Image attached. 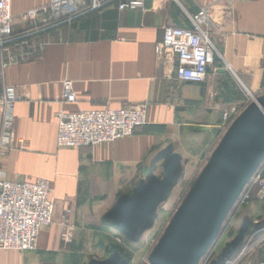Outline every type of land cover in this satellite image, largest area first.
Listing matches in <instances>:
<instances>
[{"label": "crops", "instance_id": "obj_1", "mask_svg": "<svg viewBox=\"0 0 264 264\" xmlns=\"http://www.w3.org/2000/svg\"><path fill=\"white\" fill-rule=\"evenodd\" d=\"M48 2L11 0L12 33L25 36L27 45L20 63L0 69V96L10 86L21 97L13 107L11 150L0 158V172L11 182L48 180L54 224L41 231L34 252L0 249V264H84L81 243L112 224L106 216L120 197L150 177L159 179L158 170L163 176L167 157L178 161L181 176L183 167L196 165L216 141L222 108L238 106L237 119L264 96V0L237 3L232 10L219 0L149 1L143 11L124 12L111 4L59 28L23 16ZM203 7L220 54L216 72L210 70L204 84L182 83L166 76L155 47L164 27L189 26L188 17ZM64 80L73 84V104L60 103ZM135 105L146 106L147 124L131 137L94 148L57 149L59 110ZM2 115L0 107V133ZM67 210L76 231L62 242L56 224ZM224 257L216 254L212 264H224ZM247 262L264 263V246Z\"/></svg>", "mask_w": 264, "mask_h": 264}, {"label": "built area", "instance_id": "obj_2", "mask_svg": "<svg viewBox=\"0 0 264 264\" xmlns=\"http://www.w3.org/2000/svg\"><path fill=\"white\" fill-rule=\"evenodd\" d=\"M171 2L175 0H49L43 6L26 11L23 16L35 22L44 18L45 27L70 25L78 18L100 11L115 4L119 12L144 10L146 2ZM251 0H219L227 10L237 3ZM11 0H0V69L17 65L21 61V47L26 46L25 36L12 33L13 18ZM189 26L163 29L162 41L155 47L157 64L167 77L182 83L204 84L214 67L219 52L210 38V15L206 7L200 8L194 16H189ZM248 96V95H247ZM21 100L14 87L5 86L0 96L2 108V128L0 133V158L11 150L13 135L14 105ZM76 94L69 80L61 83L60 103L73 104ZM239 113L238 106L221 109V125L225 132ZM57 149L94 148L129 138L134 131L147 124V108L135 105L119 109L66 111L56 114ZM253 192L257 201L264 202V164L252 178L243 193L242 202ZM48 180L36 178L11 182L0 172V249L17 253L34 252L38 248L41 231L54 224L55 201ZM70 210L56 224L62 242L72 240L76 228L69 221ZM250 239L233 258L224 264H249L253 251L264 243V232ZM264 264V263H262Z\"/></svg>", "mask_w": 264, "mask_h": 264}, {"label": "water", "instance_id": "obj_3", "mask_svg": "<svg viewBox=\"0 0 264 264\" xmlns=\"http://www.w3.org/2000/svg\"><path fill=\"white\" fill-rule=\"evenodd\" d=\"M264 163V96L235 119L213 150L197 182L176 211L149 264H199L212 246L229 208ZM180 175L175 157H167L162 181L150 177L139 190L118 199L106 219L126 235L148 226L152 211ZM243 232L233 244L242 240ZM113 256L105 262L116 264Z\"/></svg>", "mask_w": 264, "mask_h": 264}, {"label": "rangeland", "instance_id": "obj_4", "mask_svg": "<svg viewBox=\"0 0 264 264\" xmlns=\"http://www.w3.org/2000/svg\"><path fill=\"white\" fill-rule=\"evenodd\" d=\"M218 131L220 134L216 137V141L213 145L210 143V147L202 154L197 164L183 167L181 176L179 175L174 185L164 193L161 201L152 211L151 221L148 226L137 230L136 233L129 236L116 230L113 224L106 228L95 230L96 233L93 238H91V233L90 236L87 234L81 243L84 264H89L91 261L105 262L113 256L117 258L116 264H149L153 251L165 234L176 211L197 182L213 150L219 144L220 135L224 133L221 122ZM263 164H261L257 172L262 168ZM157 175L160 183L163 176L159 170ZM139 184L129 189L128 196L132 195L135 190L140 189ZM146 184L147 181L144 182V185ZM243 196L244 193L242 192L229 208L220 226L216 240L210 249L200 257L199 264H212L218 253L225 254V260L234 253L237 255L250 239L251 232L255 234L256 238L264 232V202L257 201L253 192L249 194V199L245 202H242ZM242 231H244L242 240L233 244L235 238L240 236ZM262 246H264V243ZM218 263L219 261L216 264Z\"/></svg>", "mask_w": 264, "mask_h": 264}, {"label": "trees", "instance_id": "obj_5", "mask_svg": "<svg viewBox=\"0 0 264 264\" xmlns=\"http://www.w3.org/2000/svg\"><path fill=\"white\" fill-rule=\"evenodd\" d=\"M215 62H216V59H215ZM214 65H215V63H214ZM107 225L110 226V224H107ZM235 254H236V253L230 255L229 258H233V257H235V256H236ZM226 255H227V254H226Z\"/></svg>", "mask_w": 264, "mask_h": 264}]
</instances>
